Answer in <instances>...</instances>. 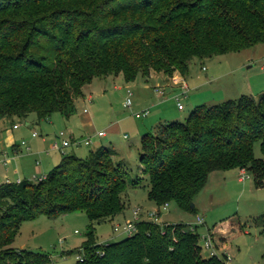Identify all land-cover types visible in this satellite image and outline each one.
Instances as JSON below:
<instances>
[{"label":"trees","instance_id":"obj_1","mask_svg":"<svg viewBox=\"0 0 264 264\" xmlns=\"http://www.w3.org/2000/svg\"><path fill=\"white\" fill-rule=\"evenodd\" d=\"M263 42L264 0H0V121L31 112L38 120L55 112L70 117L96 77L187 75L195 58ZM256 141L264 154V92L199 104L185 121L159 124L141 143L150 200L194 213L191 204L216 170L245 169L264 187ZM126 174L114 151L101 145L86 158L63 154L38 182L0 183V264L49 262L47 254L12 246L22 222L76 210L90 221L76 264L227 263L226 253L204 255L197 224L162 227L143 218L133 235L97 242L95 225L124 213ZM139 183L140 177L131 181ZM263 218L249 222L261 233Z\"/></svg>","mask_w":264,"mask_h":264},{"label":"rangeland","instance_id":"obj_2","mask_svg":"<svg viewBox=\"0 0 264 264\" xmlns=\"http://www.w3.org/2000/svg\"><path fill=\"white\" fill-rule=\"evenodd\" d=\"M262 64H264V42L238 52L214 55L204 59L195 58L190 63L186 79L180 80L178 85L180 92L183 91L185 85L188 89L190 88L186 97L180 96V102L185 108L179 110L178 100L172 97V93L170 96V91L166 90L169 92V96L159 105L150 107L149 115L142 118L135 116V113L143 108V104L137 105V92L142 88L141 82H139L140 84L138 82L127 84L128 82L124 80L123 76L116 78L117 75L114 74L96 77L92 82L94 90H96L95 95H92L93 99L88 102L83 100V95L78 97L75 103L76 110L72 116L78 115L83 108L89 109L97 126L105 128L102 130L106 131L107 136L97 141L92 138V144L89 146L69 147L61 152L51 151L53 135L49 137V141L43 142V137L47 138V134L51 133L45 129L46 122L39 121L36 113L31 112L27 117L18 121L20 129L13 130L14 142L20 145L26 141L28 145L22 146V151L18 153L12 152L11 144L9 145L12 159L8 163L6 172L0 167V182L4 172L10 181L29 179L38 182L43 174L46 176L60 163L63 154L74 152L78 157L86 158L91 150L98 148V142H100V144L117 151V154H114V159L127 172L128 188L123 193V199L126 203L124 209L126 217L121 215V218L115 222L106 220L96 224L97 242L103 243L109 239L119 240L125 237L126 235L113 231V225L123 223L132 216L133 209L140 207L144 217H147L149 211L160 210L161 215L154 220L162 227L166 225L165 222L195 224L198 215L203 217L204 223L197 224V230L200 234V244L204 255L207 257L209 250L205 247V237L209 235V232H213L214 228H218L215 234L211 233V236L216 249L218 245L224 244V249L220 252L230 256V260H227L226 264H264V233L249 223L250 221L256 222V220L259 222V219L264 217V187L257 188L252 177L239 181L238 169L216 170L209 175L206 185L194 199L196 212L185 211L175 202H170L167 208L163 209L158 207L148 196L150 179L142 171L140 157L143 134L155 131L156 125L161 122L164 123L168 120L185 121L195 106L203 104V102L209 106L221 103L227 98H239L241 90L238 89L237 92V82L242 85L241 81H244V75L252 73L255 78L250 79L249 76L248 80H251V83L256 87V82L262 81L258 78H264V70L261 69ZM203 66L206 68L203 69ZM157 73L152 72V74ZM175 73L178 74V71ZM215 76L219 77L215 85H207L199 90H196L198 87L194 89L204 79H212ZM154 83L155 81L150 82L148 84L150 88L146 89V94L149 93L152 98L154 97ZM127 85L133 90V104L130 107L124 105L127 93L126 88H122ZM217 88L221 91H217ZM222 91L226 93V97H219L224 93ZM211 92L214 94L210 99H195L200 96L199 94L207 97L211 95ZM27 122L34 123L32 129L26 126ZM112 123L114 128L107 130ZM12 127L13 123L0 122V141L2 144L7 143L5 139L8 136L7 129ZM71 128L70 124H66L60 130L69 132ZM33 131L40 134L38 138H32ZM124 134L127 136L124 137ZM26 146L31 147V152L27 151ZM254 153L257 158L264 157L260 141L255 142ZM39 169L41 171H38ZM137 177H140V183L133 186L131 181ZM89 225L87 213L82 210L57 217L43 213L34 219H27L22 222L20 232L12 246L17 249L47 254L50 261L43 264H76L77 256L83 255L82 246L87 239Z\"/></svg>","mask_w":264,"mask_h":264},{"label":"crops","instance_id":"obj_3","mask_svg":"<svg viewBox=\"0 0 264 264\" xmlns=\"http://www.w3.org/2000/svg\"><path fill=\"white\" fill-rule=\"evenodd\" d=\"M250 66H247V67H250ZM263 66H264V64H262V66H261V69L262 70H264L263 69ZM204 67L205 66H203V68ZM120 76H123V75L122 74H119V75H117L115 77L116 78H119ZM249 76H250V79H252V77L255 78V76L252 73H248L246 76L244 75V81H241L242 82V85L240 84V82H237V85H236L237 92H238V89H240L241 90V94L240 95H242V94H250V95H253L254 97H258L262 92H264V78H258L259 80H262V81L256 82L257 85L255 87L251 83V80L250 81L248 80ZM184 79H186V75H181L179 72H178V74L175 73L172 77H169V76H167L165 74H158L157 73V74H151V76H149V77H144L142 75H139L134 81L128 82L127 84H131V83H134L135 84L137 82H138V84H140L139 82H141L142 84H144V85L141 84V87L142 88L140 89V91L137 92V95H138L137 105H142L143 104V108L142 109L148 108L150 110V107L153 108L154 106L159 105L165 98H167L169 96V94H168L169 92H167L168 90L170 91V96H171V93L173 94L172 97H175L176 98V96L180 95V93H182V92H180L178 90V85H179L180 80H184ZM218 80H219V77H217V76L212 77V79H209V78L204 79V81H201V84L200 85L197 84L194 87V89H196L198 87L196 90H199L202 87H205L207 85L213 86V85H215L217 83ZM154 81H155V83L153 85L154 97L152 98L149 95V93L146 94V89H149L150 86L148 84L150 82H154ZM92 82L90 84L86 85L84 87V89H83V91H84L83 100L88 101V102L93 99V96L92 95H95V91H96V90H94V86L92 85L93 84ZM127 87H129V85L123 87L122 89H125ZM156 87H158V88L160 87L161 92H156L155 91V88ZM218 90L221 91V89L217 88V91ZM202 91H205V90H202ZM257 91H258V93H257ZM189 92H190V88H189V90H188V92L186 94L181 95V96L186 97ZM222 92H224V91H222ZM199 93H200V91H199ZM224 93H222V95H220L219 97H226L225 96L226 93L225 94ZM213 94L214 93L211 92V95H208L207 97L205 95L204 96H201L203 94H199L200 96H197L195 99H205V100H206V98L207 99L208 98L210 99V97ZM205 100H199V101H205ZM203 104H205V103L203 102ZM178 109H179V107H178ZM183 109H179V110H183ZM72 115L70 117H66L63 114H61L60 112H55L49 118L39 120V121L46 122V128L45 129H46L47 132L49 131V133H51V134H47L48 135L47 138L46 137H43V139H42L43 142L49 141V139H50L49 137H51V135H53L52 143L54 141H56L58 139V137H57L58 136V133L61 131L60 130L61 127L66 126V124H70V127H72L69 130V132H66V135L67 136H73L74 138L91 137V138H93L96 141L98 139L99 140L100 139L102 140L103 137L107 136V134H105V136H101V137L97 135V133L99 131H101L102 129H105V128H101L99 125L97 126L96 120L94 119V117H93L92 113L89 111V109L83 108V110L78 115H75L74 117ZM19 120L20 119H18L17 117H14V118L9 119V120L8 119L7 120L6 119H3L1 121H5L6 123H13V124L18 123L19 124V122H18ZM168 121H170V120H168ZM33 124L34 123H32V122H27L26 123V126L29 129H32ZM158 125L159 124H157L156 126H158ZM113 128H114V124L112 123L108 127L107 130H112ZM14 129H20V125L17 128H13V127L12 128H8L7 129L8 136H6V138H5L7 143L5 142L6 144L4 145V143L2 144V142H1L3 152L6 153L5 155L7 157H9L7 164H1L0 165L1 169L3 171H5V172L7 170V166H8L9 161L12 159L10 157V146L9 145L11 144V150L14 153L15 152L18 153L19 151H22L21 150V147L22 146H25V145H28L27 142H26V144H20V145L17 144L16 142H14V133H13V130ZM39 135H40L39 133H38L37 136H33L32 135V138H38ZM125 135H127V134H124V137H125ZM77 136H82V137H77ZM101 145H104V144H100V142H98V147H100ZM26 149H27L28 152H31V150H32L30 146H26ZM51 151L61 152V150H51ZM113 151H114V154L115 153L117 154V151H115V150H113ZM13 158H15V157H13ZM238 170H239V173H240L239 181H241L240 177H241V171H242V169H238ZM38 171H41V170L39 169ZM5 172L3 173L2 181L0 183H2V182L5 181V176H7V174ZM213 172H211V174ZM43 176H45V174H43L42 177ZM121 215H123L124 218L126 217L125 213H123V214H120V215L115 216L113 219H108V221L115 222V221L119 220V218H121L120 217ZM217 229L218 228H214L213 229V232H211V233L215 234V232H216ZM223 245H218L217 246V251H218L219 254H221L220 250H223L224 249V246Z\"/></svg>","mask_w":264,"mask_h":264},{"label":"built area","instance_id":"obj_4","mask_svg":"<svg viewBox=\"0 0 264 264\" xmlns=\"http://www.w3.org/2000/svg\"><path fill=\"white\" fill-rule=\"evenodd\" d=\"M206 67H204L203 69H205ZM264 69V66H263ZM188 87L187 85L184 86L182 93H180V95L176 96V99L178 100V107L179 109H183L184 105L180 102V96L184 95L188 92ZM156 92H161V89L156 87L155 88ZM126 99L124 101V105L127 107H130L133 104V100H132V95H133V90L130 87L126 88ZM150 110L148 108L142 109L138 112L135 113V116L137 118H142L145 117L147 115H149ZM19 126L18 123L13 124V128H17ZM106 131L101 130L97 133L98 136H105ZM33 136H37L38 132L37 131H33L32 132ZM127 135H125L126 137ZM58 139L56 141H54L50 147V150H61L64 151V149L68 148V147H80L82 145H91L92 144V138L91 137H84V138H74L73 136H67L65 131H60L58 133ZM22 144H26V141H23ZM6 153L3 152L2 149V145H1V141H0V165L1 164H7L9 157H7L5 155ZM45 178V176L41 177L39 180ZM245 178H250V175L248 174V172L245 169H242L241 171V180H244ZM21 179H18L17 181H20ZM10 179L5 176V182H9ZM168 206V203H165L164 205H162L163 209H166ZM161 215V211L160 210H156V211H149L147 213V217H144V214L142 212V209L140 207H137L135 209H133L132 211V216L130 218H127L123 223H116L113 225V231L115 232H119L122 233L126 236H131L133 235L135 232L138 231V223L143 219H149V220H153L158 218ZM204 222V218L201 216H197L196 219V223L194 224H190L191 228L193 229V227L196 224H201ZM78 232V231H77ZM164 233V230H163ZM206 241H205V247L209 250V254L210 256H214L217 255V249L214 245L213 242V237L211 236V233L209 232V235L205 237ZM63 242V241H62ZM78 260H83V255L79 254L77 256ZM227 260H230V256L227 254Z\"/></svg>","mask_w":264,"mask_h":264},{"label":"water","instance_id":"obj_5","mask_svg":"<svg viewBox=\"0 0 264 264\" xmlns=\"http://www.w3.org/2000/svg\"><path fill=\"white\" fill-rule=\"evenodd\" d=\"M191 206L194 207L195 206L194 203H192Z\"/></svg>","mask_w":264,"mask_h":264}]
</instances>
